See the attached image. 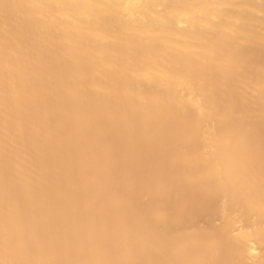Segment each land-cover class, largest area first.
Instances as JSON below:
<instances>
[{"label":"bare ground","instance_id":"1","mask_svg":"<svg viewBox=\"0 0 264 264\" xmlns=\"http://www.w3.org/2000/svg\"><path fill=\"white\" fill-rule=\"evenodd\" d=\"M246 47L264 49V0H0V154L5 153L0 163V264H32L36 255L42 264H74L80 257L84 264H103L97 239L107 229V245L114 246L121 263L227 264L230 244L234 264H264L258 250L264 247V145L244 126L246 117L264 118V61L247 55ZM55 51L82 66L80 78L88 87L67 88L76 99L92 92L117 97L118 105L146 115L145 126L157 128L163 119L174 124L169 137L182 146L199 142L201 148L193 151L178 147L174 162L192 163L195 170L186 182L205 186L206 197L217 201L221 223L217 218L210 230L197 229L193 222L194 229L169 234V223H178L194 199L189 195L181 205L172 199L179 207H170L175 192L168 180L157 183L154 175L147 184L165 194L157 208L145 216L114 196L102 215L104 232L94 229L96 213L89 206L91 193L99 192L97 180L89 182L92 191L74 204L70 216L64 211L72 209L73 196L54 180L39 202L47 181L38 175L32 184V176L23 174L24 150L13 142L10 110L11 121L14 114L26 117L37 111L45 58ZM151 85L158 90L146 96L142 88ZM95 109V118L127 123V115L118 117L114 108L100 104ZM176 176L172 171L170 177ZM7 177L18 196L34 203L31 208L20 212L9 205L12 195L2 185ZM72 181L85 179L78 173ZM12 215L15 222L37 221L47 232L17 230L10 224ZM53 227L59 230L54 233ZM15 233L26 234L29 249L36 244L42 252L17 254ZM68 239L72 248L65 247Z\"/></svg>","mask_w":264,"mask_h":264},{"label":"rangeland","instance_id":"2","mask_svg":"<svg viewBox=\"0 0 264 264\" xmlns=\"http://www.w3.org/2000/svg\"><path fill=\"white\" fill-rule=\"evenodd\" d=\"M257 48L258 47L252 48V50L246 47L245 53L247 55L251 53V57L255 60L264 61V49ZM46 56L47 71L44 74L41 86L37 89L38 96L41 100L38 109H36L37 111L26 112L27 120L25 116L22 117L16 114L17 117H15L14 114L11 121L13 114L12 108L10 110L11 117L9 120L10 125L14 122L11 125L13 135L15 136V138L13 136V142L20 149L24 150V154H22V158L25 162L22 168L23 174L29 177L32 176V184L38 175H42L44 179H46L45 182L47 181L38 195L39 198L37 197L39 202L42 199L41 193H46L49 185H51L49 183H52L54 180L53 185L62 187L64 191L67 190L65 191L66 193L72 194L73 196L71 199V201L73 200L72 209L68 208L64 211L65 215L70 216L75 214V208H73L74 204L80 203V201L84 199V194L92 191L88 188L89 182L92 183L93 180H97L96 188L99 192L96 194L94 192L91 193L90 201L92 204H89V206H92L96 213L92 222L94 229L104 232L106 228L102 225V215L107 207L111 205L112 200L110 198L114 196H119L122 199L123 205L130 207V209L138 211L143 210L145 216H148L157 208L165 194L163 195L159 191L158 186L147 184L149 181L148 179L154 175L156 177L158 176L157 183L162 180L163 182L168 180L169 185L175 192L174 198L170 199V203L168 202L170 207H179L178 203H175L174 206L171 204L172 199L173 204L180 200V205L183 203L182 201L184 198L189 197V195L192 196L191 199H194L190 202V207L186 210L187 212H185L184 215L178 216V223H169V228L167 229L169 234L171 232L181 234L186 228L193 227L194 229V226L197 229L205 228L212 230L215 223H219V220L220 223L222 222L221 218L217 215V201L213 198L209 199L206 197L204 191L205 186H193V184L186 182L185 178L188 173L191 171L190 174H192L195 170L194 168L192 171V163L174 162L178 147L184 148L186 151L198 149L201 148L198 141L191 140L192 142L190 141V144L188 142V145L182 146L181 142H177L175 139L169 137V134L175 128L174 124H168L163 119L159 120L157 128L155 126L151 128L145 126L146 115H138L132 112L128 107L118 105L117 103L119 102L117 97H110V99L106 97L107 99H105L104 96H100L101 93L92 92L90 95L76 99L75 94L69 92L67 88L88 87L86 81L80 78L81 75L79 72L82 71V66H75L73 62L64 60L58 51ZM74 77L76 79H74ZM55 87H59V89H55ZM149 87L142 88V90L144 89L146 91L143 90L146 96H150L158 90V87H153L152 85ZM94 94H97L95 98L93 96ZM101 98L102 100H100ZM113 99L114 101H112ZM100 104L104 108H114L118 117L127 115V123L121 124L117 120H106L102 115L95 118L93 116L96 110L95 108ZM28 106L30 107L29 104L25 105L22 110L25 111ZM244 120L246 132L250 135H257L263 142L262 145H264V127H262L264 126V118L259 121L258 118L253 120L246 117ZM14 132H16V134ZM154 147L156 148L154 149ZM261 148L264 150L263 146H261ZM4 155V150H2L0 154V163H3V158H5ZM81 158H83L82 162L79 163ZM29 169L32 171L30 172ZM1 170L3 171V167ZM172 171H175L177 175L175 180L170 177ZM78 173L83 175L85 181H83V183L77 182L78 184H73L76 182L72 181V179ZM53 174H55V176ZM2 185L4 186L3 188L8 192L10 191L9 193L12 195V197L9 198V205L15 206L20 212H23L24 209L31 208L30 206L34 204L29 203V200H25L17 195L16 187L11 184L8 177L3 181ZM12 187H14V189ZM176 195H178L177 198L179 197V199L175 198ZM167 196L169 195L167 194ZM120 198L119 200H121ZM53 210L54 207L51 206L48 211L51 212ZM173 216L174 215H172V218H174ZM9 219L10 224L17 230L22 229L29 233L47 232L37 221L29 222L21 219V222H15L13 220V215L9 216ZM193 222L194 226H192ZM49 230H51V228ZM58 230V227H53L54 233ZM107 230V234H101L100 239H97L98 248L101 245L100 249L102 250L101 256L103 257V264H143V259L129 263L119 262L115 258L116 250L113 249L114 246L107 245L108 241L106 238L111 231L110 229ZM25 235L26 234H17L15 236L16 242L18 243L19 241V250L17 254L27 255V251L29 254L41 253L42 251L40 249L43 250V247L41 248L36 244L33 246V249H29V245L27 244L29 239ZM72 241L73 240L68 239L65 243V247L72 248L74 246V242L72 243ZM226 249L225 262L227 264H234L235 259L234 256H232L230 244L226 246ZM258 250H261L259 251V256L261 257L264 254V247ZM36 257L35 263L32 264H42V259L38 258L39 255H36ZM84 263L85 259L80 257L74 264Z\"/></svg>","mask_w":264,"mask_h":264}]
</instances>
